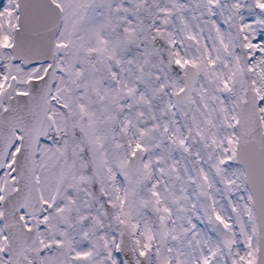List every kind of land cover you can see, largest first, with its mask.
I'll list each match as a JSON object with an SVG mask.
<instances>
[{"label": "snow or ice", "instance_id": "1", "mask_svg": "<svg viewBox=\"0 0 264 264\" xmlns=\"http://www.w3.org/2000/svg\"><path fill=\"white\" fill-rule=\"evenodd\" d=\"M0 264H264V0H0Z\"/></svg>", "mask_w": 264, "mask_h": 264}]
</instances>
